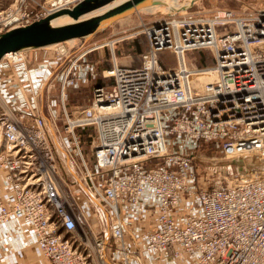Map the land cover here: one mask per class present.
I'll list each match as a JSON object with an SVG mask.
<instances>
[{
    "label": "built area",
    "instance_id": "built-area-1",
    "mask_svg": "<svg viewBox=\"0 0 264 264\" xmlns=\"http://www.w3.org/2000/svg\"><path fill=\"white\" fill-rule=\"evenodd\" d=\"M78 1L0 11V31ZM144 33L138 65L119 63L114 40L65 42L44 89L31 86L0 111V224L15 220L50 264H264V0L213 15L167 12ZM105 47L113 55L104 82L69 109L70 91L98 78L104 61L95 51ZM203 50L213 53L211 67L188 62ZM24 56L10 52L0 63ZM194 69L215 76L201 83ZM203 143L229 161L261 162L232 183L203 180Z\"/></svg>",
    "mask_w": 264,
    "mask_h": 264
},
{
    "label": "rangeland",
    "instance_id": "rangeland-1",
    "mask_svg": "<svg viewBox=\"0 0 264 264\" xmlns=\"http://www.w3.org/2000/svg\"><path fill=\"white\" fill-rule=\"evenodd\" d=\"M37 1L44 2L45 0H0V11L7 10L10 8L19 7L21 4H28V11H32L37 8ZM188 0H179L181 3H185ZM252 2L254 0H198L194 3V7L189 11L198 12L202 11L208 15L216 14L219 10L233 9L239 10L242 8L244 2ZM262 1V0H256ZM165 17V12L156 10H142L135 13L132 16L124 18L112 24L108 29L99 35L95 36L93 39L86 41L84 40L81 46L87 44L91 45L96 43H104L108 40H114L115 53L118 58L119 63L124 65H138L141 63V54L148 48V37L144 33L145 26L150 25L154 21H158L160 18ZM155 19V20H154ZM146 23V25H145ZM6 31V30H5ZM4 32V31H3ZM137 35V36H135ZM80 40L75 42L67 43L70 47L73 45H80ZM80 46V47H81ZM141 49V50H140ZM36 50V49H35ZM26 53V52H25ZM104 54L106 57L104 58ZM95 58L100 59L101 62L98 65L99 76L97 79H93L85 83L80 89L72 90L69 93L70 104L68 108L73 106H78L88 104L89 99L93 94V88L96 85L104 82V79L100 76L102 70L106 67L112 65L111 49L105 47L100 48L95 51ZM187 55V53H186ZM186 58V57H185ZM163 60L167 61L169 67H175L177 65L176 58L174 54L170 52L163 53ZM187 60L193 65L198 67H211L214 64V56L211 50L194 51L187 55ZM168 66V65H166ZM194 72L196 79L198 78L201 83L211 81L215 76L212 69L207 70H191ZM196 82V81H194ZM58 89H53L52 92L57 94ZM62 123V120L61 122ZM58 142V138H56ZM59 143V142H58ZM84 150L88 156V162L93 166V155L90 150V145L84 143ZM202 163L200 165L201 178L203 180L212 179L208 175V167L216 168L217 172H222L223 174H232L236 172V169L240 163H247L248 166L254 165L256 161L245 160L242 158L236 160H230L228 158L222 157L221 153L217 151L212 143L204 144L201 146L199 151ZM233 161V162H232ZM94 221V220H93ZM92 221V223H93ZM43 255V254H42Z\"/></svg>",
    "mask_w": 264,
    "mask_h": 264
},
{
    "label": "water",
    "instance_id": "water-1",
    "mask_svg": "<svg viewBox=\"0 0 264 264\" xmlns=\"http://www.w3.org/2000/svg\"><path fill=\"white\" fill-rule=\"evenodd\" d=\"M196 1L189 0L183 9H192ZM156 5L172 10L170 16L178 14L168 0H80L72 7L0 33V61L8 52H27L75 38L89 41L117 21ZM63 18L69 19L60 22Z\"/></svg>",
    "mask_w": 264,
    "mask_h": 264
},
{
    "label": "crops",
    "instance_id": "crops-1",
    "mask_svg": "<svg viewBox=\"0 0 264 264\" xmlns=\"http://www.w3.org/2000/svg\"><path fill=\"white\" fill-rule=\"evenodd\" d=\"M79 42L82 44L83 40ZM60 62L53 48H44L27 51L24 59L13 65L0 63V111L20 104L24 100L22 91L28 94L31 86L43 90L60 68ZM39 101L43 104L44 95L39 96ZM42 112L50 121L44 106ZM0 264H50V261L42 255L31 234L12 220L0 224Z\"/></svg>",
    "mask_w": 264,
    "mask_h": 264
},
{
    "label": "bare ground",
    "instance_id": "bare-ground-1",
    "mask_svg": "<svg viewBox=\"0 0 264 264\" xmlns=\"http://www.w3.org/2000/svg\"><path fill=\"white\" fill-rule=\"evenodd\" d=\"M168 3L170 4L171 7H174V11L176 12H179V13H183L185 12V9H183V7L187 4H189V0L185 3H181L179 2V0H168ZM143 10H150V11H156V10H159V11H162L163 13H171L172 10L168 9L166 6L164 5H156V6H152L150 8H145ZM142 11V10H141ZM69 18H63V19H60V22H64V21H67ZM122 20V19H121ZM8 30V29H7ZM2 31H0V33H2ZM76 40H83V39H80V38H75V39H71V40H68V41H65V42H75ZM84 41V40H83ZM65 42H61V43H57V44H52V45H49L47 47H44V48H53L54 51H56V53L58 54V57H61L60 56V53L59 51H61V47H63L62 45L65 43ZM44 48H40V49H44ZM10 53V52H8ZM1 62V61H0ZM67 102V106H69V98L66 100ZM4 141L2 139H0V145L3 143ZM61 151L63 152V148L61 147L60 148ZM242 159H245V160H254L256 161L255 164H259L261 162V158H259V156H256V155H251V154H246L244 156H241ZM65 158L67 159V156L65 155ZM236 160V159H234ZM69 164V161L67 159V162ZM250 166H253V165H250ZM250 166L247 165V163H240L236 169V172L232 173V174H223L222 172H217L216 171V168H213V167H208V175L210 178L214 179V180H222V179H227L230 183H232L233 181H235V179L237 178V176L239 174H243L245 171L249 170Z\"/></svg>",
    "mask_w": 264,
    "mask_h": 264
},
{
    "label": "trees",
    "instance_id": "trees-1",
    "mask_svg": "<svg viewBox=\"0 0 264 264\" xmlns=\"http://www.w3.org/2000/svg\"><path fill=\"white\" fill-rule=\"evenodd\" d=\"M69 103H70V100H69ZM80 132L82 133V135L84 136V138L87 137V134L88 133L86 132V130H81Z\"/></svg>",
    "mask_w": 264,
    "mask_h": 264
}]
</instances>
